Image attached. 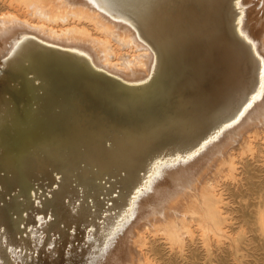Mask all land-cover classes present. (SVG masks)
Here are the masks:
<instances>
[{"label": "bare ground", "instance_id": "6f19581e", "mask_svg": "<svg viewBox=\"0 0 264 264\" xmlns=\"http://www.w3.org/2000/svg\"><path fill=\"white\" fill-rule=\"evenodd\" d=\"M0 3V264H251L264 0Z\"/></svg>", "mask_w": 264, "mask_h": 264}, {"label": "rangeland", "instance_id": "374dc122", "mask_svg": "<svg viewBox=\"0 0 264 264\" xmlns=\"http://www.w3.org/2000/svg\"><path fill=\"white\" fill-rule=\"evenodd\" d=\"M3 7L0 3V9ZM255 7L260 8V2L255 4ZM2 10V9H1ZM261 157H256V159L249 165L250 171L253 173V176L245 181V185L242 187L243 192L238 194L236 196V200H240L241 202H249L250 204L256 202L258 200V195L262 193L264 198V166L262 163ZM253 211L254 207L250 206L247 211ZM242 212L239 210L236 213H233V215L239 216ZM250 220L254 219V212L249 213ZM248 234V233H247ZM251 242L248 243L249 248V261L251 264H264V242L257 237L258 233L257 231H251ZM197 245V244H196ZM196 245H190L189 249H191L192 252V258L190 264H202L203 260V252L200 248H198ZM215 247V245L213 246ZM195 248L197 250H195ZM221 260L216 263L215 261L209 263V264H231V260L229 259L230 256L225 252L220 255ZM177 259V264H181V261H179V258L175 257Z\"/></svg>", "mask_w": 264, "mask_h": 264}]
</instances>
